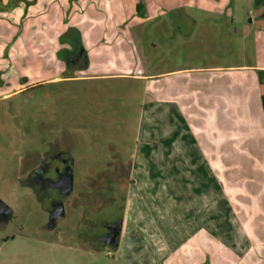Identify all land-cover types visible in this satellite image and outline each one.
Returning a JSON list of instances; mask_svg holds the SVG:
<instances>
[{"label":"crops","instance_id":"0c3cea01","mask_svg":"<svg viewBox=\"0 0 264 264\" xmlns=\"http://www.w3.org/2000/svg\"><path fill=\"white\" fill-rule=\"evenodd\" d=\"M193 1L0 0V44L19 41L18 52L27 49L22 66L50 74L37 84L66 78L58 74L62 69L75 74L71 78H122L143 87L151 145L162 138L167 146L163 164L169 166V180L159 182L169 194L167 221L161 224L151 208L158 181L150 180L155 156L144 146L126 161L131 165L127 196L140 201L144 217L150 214L152 220L142 226L147 241L158 242L156 234L166 233L161 242L169 247V264H238L244 254L248 264H264V62L237 63L230 42L234 18L195 8ZM81 32L83 60L72 63L67 42ZM98 53L117 58L122 68L88 74ZM154 122L163 129L154 131ZM137 169L140 180H130ZM143 169L150 179L142 177ZM227 197L243 208L242 215L223 205ZM244 223L251 234L245 238L235 229ZM125 228L122 221L115 250ZM57 235L59 246L102 249L79 241L78 232L74 245V236L65 241L62 232Z\"/></svg>","mask_w":264,"mask_h":264},{"label":"rangeland","instance_id":"374dc122","mask_svg":"<svg viewBox=\"0 0 264 264\" xmlns=\"http://www.w3.org/2000/svg\"><path fill=\"white\" fill-rule=\"evenodd\" d=\"M75 1L79 0H71V3ZM185 1L192 3V0ZM254 2L255 0H195L192 4L195 8L204 7L223 17L234 18L230 42L234 59L239 64L264 62V17L262 9L256 8ZM136 8L137 13L142 14V2L136 4ZM94 13L96 15V10ZM148 27L153 28L152 25ZM164 27L166 25H159L160 29H165ZM81 37L82 32L76 40L67 42L73 49L70 56L72 63L83 60L80 54H83L85 44L81 42ZM13 44L15 41L0 44V200L14 212L13 220L0 226V264H169V247H162L161 242L166 233L156 234L159 235L158 242L146 240L147 231H143L142 226L152 219L150 214L143 216L145 208L140 207V201L134 197L128 199V183L125 184L121 197L118 195L112 198L113 205L109 207L105 204L100 212L95 213L90 225L96 239L104 222L121 219L126 228L117 250L111 246H97L102 249L82 251L67 248L69 245L66 243L63 246L54 244L57 234L61 232L65 241L74 236L72 245L77 242L75 234L81 227L85 202L82 200L77 205H69L68 215L58 220L57 229L47 231L48 203H40L30 194L29 189L22 187L17 181L26 167L37 162L39 154L51 151L50 146L55 145L68 149L75 161V195L78 190H86V183L90 181L87 190L97 198L96 191L106 180H118L120 167H131L126 161L136 147L140 151L143 146L146 150L151 149L155 156L152 160L154 167L151 179L147 172L144 175V169L142 177L158 181L151 208L154 215L156 210L159 212L158 220L164 224L169 213V194L159 182L169 180V166L163 164L166 162L167 146L162 138L151 145L146 115L149 106L143 104L146 98L140 94L142 86L122 78L98 77L87 81L82 74L77 75L80 76L78 78H71L75 74L64 73L62 69L58 74H63L66 78L44 85L37 84L50 74L40 73L36 67H23V64L27 65L24 59L28 60L29 53L27 49L18 52L21 49L19 41L15 44V49H11ZM94 59L95 62L93 60L87 70L88 74H108L122 68L114 57H104L98 53ZM6 94L9 95L4 96ZM153 106L160 119L159 108ZM141 107L143 111L145 109V113H142ZM140 129L142 135L138 134ZM161 129L163 127L160 122H154L153 130ZM139 138L142 139L141 142ZM157 161L162 164L157 166ZM140 178L141 172L137 169L130 180ZM242 189L244 191L245 187ZM115 190V194H118L117 185ZM110 194L109 191L104 192L105 201ZM249 199H253L252 195ZM232 201V198L227 197V201L223 200V205L240 214L243 208ZM227 202H232L233 206ZM238 225L240 226L239 222ZM239 226L235 228H239L241 232L238 236L245 238L244 236L251 235L246 233L245 223L243 228ZM260 235L262 237L263 234ZM248 262L246 254L238 258V264Z\"/></svg>","mask_w":264,"mask_h":264},{"label":"flooded vegetation","instance_id":"af4514ba","mask_svg":"<svg viewBox=\"0 0 264 264\" xmlns=\"http://www.w3.org/2000/svg\"><path fill=\"white\" fill-rule=\"evenodd\" d=\"M51 151H45L37 156V162H33L26 167L23 174L17 177L18 183L30 190V194L34 196L40 203H48L47 214L49 216L54 211L55 206L62 203L64 206V216L58 218L54 222V226L46 225V228L55 230L58 227V220L66 218L68 215L67 207L69 205H77L84 200V212H82L81 227L78 228L79 241L87 244H95L96 246H112L104 242V239L115 238L118 242L121 230V219H111L101 225L99 236L94 238L92 227V217L96 212H100L105 204L111 206L114 204L113 197H121V193L125 191V184L128 183L131 167L121 168L118 180H106L105 184L100 187L97 192V198L91 192H88L90 181L86 183V190H78L75 187V161L68 149H62L59 146H50ZM29 165V164H28ZM130 166V165H129ZM122 169V170H121ZM72 176V189L69 191L68 177ZM115 185L118 186V194H115ZM109 191L111 194L108 200H104V192ZM101 195V196H100ZM1 208V205H0ZM70 212V211H69ZM14 214V212H13ZM11 215L8 222H5L4 216L0 213V226L7 224L13 220ZM91 228V229H90ZM90 229V230H89ZM112 241V240H111ZM116 247V246H115Z\"/></svg>","mask_w":264,"mask_h":264},{"label":"water","instance_id":"95a60500","mask_svg":"<svg viewBox=\"0 0 264 264\" xmlns=\"http://www.w3.org/2000/svg\"><path fill=\"white\" fill-rule=\"evenodd\" d=\"M68 184H69V191L72 189V176L70 175L68 177ZM0 213L4 216L5 218V222H8V219L10 218V216L13 214V209L8 206L5 202H3L2 200H0ZM64 216V206L62 203L58 204L55 206L54 211L50 214V227L54 226V222L55 220H57L60 217ZM112 240V241H111ZM104 242L107 244H111L112 246H117L118 242L115 240V238H111V239H104Z\"/></svg>","mask_w":264,"mask_h":264},{"label":"trees","instance_id":"16d2710c","mask_svg":"<svg viewBox=\"0 0 264 264\" xmlns=\"http://www.w3.org/2000/svg\"><path fill=\"white\" fill-rule=\"evenodd\" d=\"M254 5L256 8L262 9V16L264 17V0H255ZM141 5L138 6V10H140ZM263 100V109H264V96L262 98Z\"/></svg>","mask_w":264,"mask_h":264}]
</instances>
